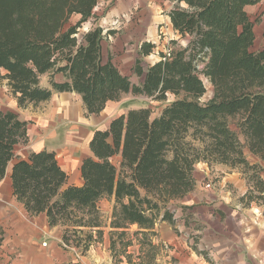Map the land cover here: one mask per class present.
<instances>
[{
	"label": "trees",
	"instance_id": "1",
	"mask_svg": "<svg viewBox=\"0 0 264 264\" xmlns=\"http://www.w3.org/2000/svg\"><path fill=\"white\" fill-rule=\"evenodd\" d=\"M174 1L168 16L186 41L159 51L145 70L137 59L133 73L143 79L135 84L109 54L103 56L102 43L115 32L98 24L80 32L97 0H0V81L19 107L62 91L79 94L91 114L123 92L161 104L157 114L149 106L130 108L113 116L106 129L94 130L93 156L79 166L80 186L66 183L68 174L51 150L14 160L13 196L29 215L44 213L49 227L60 226L62 246L71 240L84 252L96 241V203L102 195L113 194L121 218L140 227H152L160 206L162 218L171 221L169 203L195 188L199 162L240 168L242 176L251 170L256 190L247 188L246 203L264 205L258 203L264 197V165L249 163L227 119L239 116L245 145L264 161V46L253 49L254 22L246 10L259 0ZM139 47L140 56H147L155 46L150 41ZM57 73L64 80L56 81ZM203 79L213 89L206 102H200L206 91ZM26 130L18 113L0 110V179Z\"/></svg>",
	"mask_w": 264,
	"mask_h": 264
},
{
	"label": "crops",
	"instance_id": "2",
	"mask_svg": "<svg viewBox=\"0 0 264 264\" xmlns=\"http://www.w3.org/2000/svg\"><path fill=\"white\" fill-rule=\"evenodd\" d=\"M262 2L264 0H259L255 4ZM168 11L166 12L167 16ZM168 21L171 30L178 37H181L172 28L170 16H168ZM106 39L103 42H106ZM184 40L186 41V38ZM150 41L143 40V42ZM141 43L142 41L139 42L135 54L128 57L126 61L129 67L128 71L120 69V62H118V57L115 56L111 46L107 45L105 51L102 46L104 58L109 54L111 62L119 69L120 73L129 77L130 81L135 84L143 79L142 75L138 76L133 73L137 59H141L140 65L145 70L150 63L159 58L147 63L144 60L146 56L139 54ZM129 75L136 77L137 81L133 82ZM43 76L46 77V75ZM54 79L61 82L64 77L57 73L54 75ZM169 96L171 97L169 99H174V95L169 94ZM75 98L80 99L76 105L72 103V99L75 100ZM112 101L114 100L107 101L104 109L100 112H92L91 114L87 113L79 94L62 91L54 92L51 98L37 105L19 107L15 99L13 105L0 107V110H11L18 113L27 125L26 137L16 144L15 158L8 163L5 177L0 179V224L14 228L27 239L28 251L33 260L32 264L77 263H73L75 261H73L71 253L69 255L68 253L64 254L61 250L63 247L67 249L70 246H62L60 242L56 243L60 240L58 237L55 246L50 249L40 244L38 237L41 236L42 231L51 233L60 226L49 227L47 216L44 213L30 216L23 204L15 199L10 180L12 163L19 157L25 158L29 152L42 149L51 150L56 154L61 169L68 174L66 183L80 186L82 184L80 163L84 158L93 156L89 143L94 130L108 127V121L113 116H110L107 123L104 124L99 120V116L105 115L106 106ZM122 112L116 115L122 114ZM118 158L115 157L113 162L117 163ZM197 170L201 171V175H204L208 172V165L199 162L196 164L194 172ZM222 179L223 182L221 183L233 182L235 186L238 185L237 192L230 194L228 190L223 189L215 192H199L196 189L200 179L195 177V188L185 194V197L171 201L172 203L177 202L176 205L179 206L174 204V207L170 209L171 221L162 218L164 211H161L152 227H140L136 223H127V225L137 226L135 233L139 235L138 238L142 241L137 245L138 248L140 247L139 250L142 251L145 244L149 248L153 247L156 264H264V205L246 203L245 192L247 187L245 186V178L242 177L240 171L231 172ZM228 184L227 186H229ZM221 185L223 186V184ZM104 197H111V202H102ZM12 202L17 203V206L13 205ZM112 203H116L113 194L102 195L96 203L97 210H103L102 208L107 210L109 207L112 210L114 209ZM111 207L113 208L111 209ZM110 216L115 217L113 210ZM125 226H111L109 228L110 233L125 236L127 234ZM109 230L104 236L108 235ZM111 239L106 241L109 243L108 247L107 245L95 247V255L93 254L94 258L91 257V260L89 257H85L82 251V255L77 256L79 258L78 264H128V261L132 260L131 253H129L131 252L129 247L133 245L132 242L126 239L123 246L124 256H121V262L117 263L116 258L113 260L111 255L110 242L111 245L115 243L114 239Z\"/></svg>",
	"mask_w": 264,
	"mask_h": 264
},
{
	"label": "rangeland",
	"instance_id": "3",
	"mask_svg": "<svg viewBox=\"0 0 264 264\" xmlns=\"http://www.w3.org/2000/svg\"><path fill=\"white\" fill-rule=\"evenodd\" d=\"M97 5L93 9V16L89 17V20L84 22L82 27L80 28V32H84L91 25L98 24L100 25L104 31L107 29H111L114 34H109L107 36V41L102 43V46L107 49L108 46L114 49L115 56L118 57V62H120V69H124L128 71V64H126L128 57H131L135 54V51L138 49L139 42H143V40L152 41L154 43V50L150 53V55L145 57V61L150 63L151 60L158 58V51H168L169 48L172 47H180L185 43L184 38L178 37L174 31L171 30L169 25L168 16L166 12L175 4L174 0H97ZM247 13L250 15L251 21L254 22L255 28V40L253 49L264 46V2L255 4L251 7H247ZM78 15H74L72 17L73 21L77 20ZM171 40H176V43H171ZM108 45V46H107ZM105 53V52H104ZM130 72V71H129ZM133 82L137 81V78L129 75ZM43 84H46V77L42 76L41 79ZM204 80L205 93L200 97V102L208 101L213 94L212 85L209 83L207 79ZM264 91V87L262 89ZM73 97V96H72ZM75 97V96H74ZM169 98H171L169 96ZM80 100L79 98L72 99V103L76 105ZM15 98L9 93L8 88L5 84L4 80L0 81V107L13 105ZM145 107L149 106L153 109V114H157L159 109L161 108V104L159 101L150 100L142 95H133L131 93L123 92L118 100H114L109 102L106 106L107 110H105V115L99 116V120L101 123H107V120L110 116H114L122 111H127L130 108L137 107ZM229 126L234 133L237 134L241 144L244 148V153L246 155L249 163H261L264 165V161L257 158L255 155L251 154L249 148L245 145L246 138L244 134L240 132L237 122L240 120L239 116H229L227 117ZM240 171V168H230L221 164H214V166H208V172L204 175H201V171L194 172L196 178L200 179L197 191L201 192H215L217 190L223 189L228 190L230 194H234L239 189L238 185H234L233 182L221 183L223 182V177L228 176L231 172L237 173ZM252 174L251 170H248L247 173L243 174V178H245V186L252 187L253 190H256L254 186V181L250 178ZM263 176V173L260 172ZM249 177V179H248ZM209 184L210 186H206ZM223 184V186L221 185ZM227 184L229 186H227ZM255 195V194H254ZM111 197H104L102 202L109 201ZM101 202V201H100ZM264 202V197H260L258 199V203ZM13 205L17 206L15 202H12ZM113 207L111 209L116 214V217H111L110 214L112 210L104 209L99 210L98 213V226L95 228V234H97L96 241L92 242L88 249H86L83 253L85 257H93L95 255V247H103L104 245H109L108 242L114 239V245H111L110 249L113 260L116 258L117 263H120L122 260L121 256H124L123 246L126 239L131 241L133 245L129 247V253H131V261H128V264H156L154 259V248L145 244L143 246V250L140 251V247L138 248V244L140 241L139 235L135 233L137 230V226L135 225H127V220H123L118 213L117 207L119 209V205L116 203H112ZM176 205L177 202H170L168 206V210L172 209ZM178 206V205H176ZM179 207V206H178ZM177 208V207H176ZM17 210V209H16ZM163 211V206H160L159 209L155 210L154 213H160ZM110 212V213H109ZM164 213V212H163ZM31 216V215H30ZM156 216V218H157ZM116 220V224L113 222ZM156 220V219H155ZM125 226V232L127 233L125 236L118 233H110L111 226L115 225ZM117 227V226H116ZM109 232L106 234V231ZM62 229L60 227L56 228L55 231L51 233H47L46 231L41 232V236L38 237L40 240V244L45 242L46 245L42 244L44 247H48V249L55 246V241L57 237L60 239ZM96 231H98L96 233ZM118 232V231H113ZM22 233V232H21ZM99 233V234H98ZM19 234L18 231L14 230V228L10 226H2L0 224V264H32L33 260L31 259V255L29 254V245H27V239ZM143 236V235H141ZM106 243H105V242ZM60 242L56 241V243ZM148 243V242H147ZM70 248L65 249L64 247L61 250L65 253H71L73 263L78 264V257L82 255L81 249L79 247H75L73 245V241H69ZM138 249V250H137ZM88 252H90L88 254ZM88 254V255H87ZM127 255V253H126ZM78 256V257H77ZM71 257V256H70ZM94 258V257H93ZM156 258V256H155ZM127 259V257H126ZM154 259V260H153ZM124 260V259H123ZM92 262V261H91ZM96 262V261H94Z\"/></svg>",
	"mask_w": 264,
	"mask_h": 264
},
{
	"label": "built area",
	"instance_id": "4",
	"mask_svg": "<svg viewBox=\"0 0 264 264\" xmlns=\"http://www.w3.org/2000/svg\"><path fill=\"white\" fill-rule=\"evenodd\" d=\"M206 186H210V185H209V184H206ZM42 244L46 245V243H45V242H42Z\"/></svg>",
	"mask_w": 264,
	"mask_h": 264
}]
</instances>
